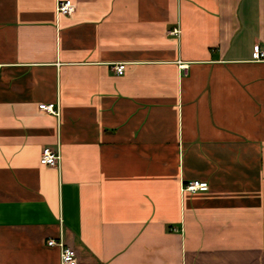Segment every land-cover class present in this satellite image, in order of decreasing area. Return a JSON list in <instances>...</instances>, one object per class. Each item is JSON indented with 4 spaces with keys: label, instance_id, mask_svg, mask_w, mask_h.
Returning <instances> with one entry per match:
<instances>
[{
    "label": "crops",
    "instance_id": "obj_1",
    "mask_svg": "<svg viewBox=\"0 0 264 264\" xmlns=\"http://www.w3.org/2000/svg\"><path fill=\"white\" fill-rule=\"evenodd\" d=\"M256 45L264 0H0V264H264Z\"/></svg>",
    "mask_w": 264,
    "mask_h": 264
},
{
    "label": "built area",
    "instance_id": "obj_2",
    "mask_svg": "<svg viewBox=\"0 0 264 264\" xmlns=\"http://www.w3.org/2000/svg\"><path fill=\"white\" fill-rule=\"evenodd\" d=\"M57 12L62 16H71L75 12V5L71 1H59L57 4ZM174 33L178 32L175 31ZM254 60L256 62H264V48L260 45L254 47ZM124 71V67L121 65L115 68V72L118 75H123ZM39 109L53 115H58V111L54 104H42L39 106ZM61 159V153L58 150L45 148L42 151L40 164L44 167L59 169L61 166ZM209 189V185L206 182L191 181L182 184L183 192H208ZM47 244L49 247H59L61 249L62 264H78L77 252L74 249L67 247L62 239H60V241L49 240Z\"/></svg>",
    "mask_w": 264,
    "mask_h": 264
}]
</instances>
